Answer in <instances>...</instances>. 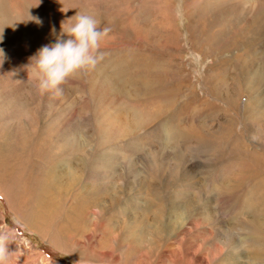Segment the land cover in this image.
<instances>
[{"label":"rangeland","instance_id":"1","mask_svg":"<svg viewBox=\"0 0 264 264\" xmlns=\"http://www.w3.org/2000/svg\"><path fill=\"white\" fill-rule=\"evenodd\" d=\"M36 3L0 0V228L14 233L10 257L241 264L248 254L264 264V0ZM76 12L110 29L103 58L62 94L41 92L23 66ZM61 166L79 175L47 226L32 216L41 217L43 174ZM64 217L68 240L55 230ZM25 252L33 258L15 256Z\"/></svg>","mask_w":264,"mask_h":264},{"label":"clouds","instance_id":"2","mask_svg":"<svg viewBox=\"0 0 264 264\" xmlns=\"http://www.w3.org/2000/svg\"><path fill=\"white\" fill-rule=\"evenodd\" d=\"M39 2L37 0L36 5ZM28 16L27 21L38 26L42 24L38 17ZM99 23L93 15L76 12L60 22L58 33L55 28H50V34L54 36L53 42L38 47L23 66L27 77L34 81V86L39 91L60 95L63 91L61 86L67 79L78 72L91 71L96 67L104 55L99 51L101 43L108 38L110 32L107 27L100 28ZM3 38L0 30V42ZM6 60L7 55L0 47V66ZM13 238L14 233L10 228H0V264H10L6 246Z\"/></svg>","mask_w":264,"mask_h":264},{"label":"bare ground","instance_id":"3","mask_svg":"<svg viewBox=\"0 0 264 264\" xmlns=\"http://www.w3.org/2000/svg\"><path fill=\"white\" fill-rule=\"evenodd\" d=\"M165 22V21H164ZM168 23V22H167ZM264 67V66H263ZM260 104V103H259ZM254 105V104H253ZM73 115V114H72ZM81 117V116H80ZM83 117V116H82ZM81 117V118H82ZM62 135H65L64 132L62 133ZM260 160V159H259ZM78 162H79V159H78ZM64 163V162H62ZM75 163V162H74ZM249 163V162H248ZM66 164V163H65ZM26 165V164H25ZM58 165V164H57ZM62 165V164H61ZM64 165V164H63ZM77 165V164H76ZM65 166H68V165H65ZM248 166V165H246ZM249 167V166H248ZM67 169V168H65ZM64 169V166H61V168L59 169H56V171H52V172H49V170H47L43 176H42V179H41V187H40V192H39V198H38V201H37V205H36V210H35V214L37 216H41L39 218H36L34 216H32L34 218V220H39L40 223L42 224H46L47 226H52V222H53V219L57 217L58 213H59V204H60V200L59 199L61 196L60 195H64V194H60L61 193H65L69 190V186L72 187V183L75 182L76 179H74L77 175H79V172H78V169L77 170H70L69 173L65 172L66 170ZM76 172H78V174L75 176ZM81 173H83L81 171ZM248 173V172H247ZM250 174V173H249ZM81 175V174H80ZM244 175V173H243ZM242 175V176H243ZM248 178V177H247ZM80 179V178H79ZM68 186V187H66ZM95 186V185H93ZM66 187V188H64ZM90 189V188H89ZM93 190V189H92ZM93 192V191H92ZM94 193V192H93ZM9 194V193H8ZM89 194V193H88ZM91 194V193H90ZM96 194V193H95ZM11 198L12 195H10ZM70 206V205H69ZM94 206V205H93ZM96 208L95 210H92V215L94 216L93 219H96L99 215V212H100V209L101 207L100 206H97L95 205ZM25 208V210H27V213L29 212V206H23ZM63 212V210H62ZM64 216V215H63ZM73 221L75 220L74 216H72L71 218ZM71 219H68L64 217V220H65V223L60 225L59 228H55V230H57L56 232H60L61 236H62V239L64 240H68L69 236L67 234V228L65 230H63L68 224H70L69 220ZM58 225V224H57ZM262 225V224H261ZM70 229V228H69ZM48 230V229H47ZM39 231V230H38ZM42 231V230H41ZM45 231V230H43ZM42 231V232H43ZM50 231V229L48 230ZM72 231V230H71ZM46 232V231H45ZM51 234L53 236V232H52V229H51ZM50 236V235H49ZM56 236V235H55ZM58 237V236H57ZM49 238V237H47ZM51 238V237H50ZM49 238V239H50ZM61 238V237H60ZM57 238L54 237V238H51L50 240H56ZM49 241V240H48ZM22 242L24 243V240H22ZM61 241H59L60 243ZM56 243V242H55ZM53 244V243H52ZM57 244V243H56ZM66 244V243H65ZM22 245L18 244L16 245V248H22L21 247ZM25 249L28 250L29 252L31 251H34L35 252V249L33 246L29 245L28 243H26L25 245ZM23 246V247H24ZM60 246V245H59ZM61 248V247H59ZM23 249V248H22ZM261 249V248H259ZM68 250V249H67ZM14 251H17L14 249ZM37 251V250H36ZM33 252V254H34ZM38 252V251H37ZM246 252V251H245ZM22 253V252H21ZM20 253V255H15V256H20V260L23 259L25 262H26V258L27 257H31L33 258V254L32 255H29L28 252H25L26 254L28 253V255H22ZM18 254V253H17ZM39 254V253H38ZM247 254V253H246ZM251 255V254H250ZM261 255V253H260ZM249 255L247 254V256L243 255V257L245 258L244 261H242L241 264H251V262H257V258H259L258 256H251V257H248ZM18 258V257H17ZM41 259V258H40ZM10 261H11V264H21L20 262H18L17 260H15L14 258L12 259L10 257ZM36 261V260H35ZM44 261V260H43ZM23 264H26L24 262H22ZM36 264V263H35ZM40 264H49V263H46L45 261L44 262H40ZM260 264V263H258Z\"/></svg>","mask_w":264,"mask_h":264}]
</instances>
